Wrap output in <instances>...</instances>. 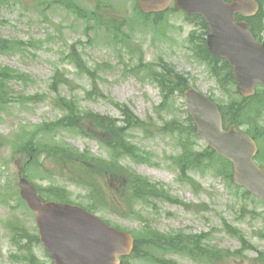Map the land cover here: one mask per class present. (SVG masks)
Instances as JSON below:
<instances>
[{
	"label": "rangeland",
	"instance_id": "rangeland-1",
	"mask_svg": "<svg viewBox=\"0 0 264 264\" xmlns=\"http://www.w3.org/2000/svg\"><path fill=\"white\" fill-rule=\"evenodd\" d=\"M136 5L0 0V264L52 263L40 242L20 250L21 236L39 233L34 213L18 198L22 174L44 191L61 188L67 201L139 236L141 249L130 264H264V203L221 175L219 161L205 159L208 167L181 175L175 163L181 146L161 128L172 116L185 119L184 100L173 97L172 110L158 109L162 95L150 70L167 65L223 105L238 106L243 97L235 84L220 88L194 57L188 36L200 32L195 23L173 10L143 17ZM7 70L20 77H4ZM250 98L239 120L259 135L264 153V94ZM123 106L140 122L125 129L132 155L118 156L107 142L126 124ZM96 114L117 127L97 125ZM206 145L192 141L200 152ZM127 169L167 185L182 204L135 198L117 175ZM151 236L173 240L149 242ZM218 251L225 255L213 258Z\"/></svg>",
	"mask_w": 264,
	"mask_h": 264
},
{
	"label": "water",
	"instance_id": "water-1",
	"mask_svg": "<svg viewBox=\"0 0 264 264\" xmlns=\"http://www.w3.org/2000/svg\"><path fill=\"white\" fill-rule=\"evenodd\" d=\"M144 13L167 9L172 0H139ZM175 6L190 14H201L208 22V48L226 58L233 66L239 91L244 96L264 86V42L253 36L245 21L235 15H255L260 6L256 0H175ZM189 111L197 124L198 134L218 153L233 163L234 182L264 201V167L254 156L255 140L236 125L223 126L218 105L194 88L184 92ZM21 194L36 213L40 241L54 264H121L120 256L130 254L135 239L130 232L109 225L82 206L54 200H43L27 179L20 181Z\"/></svg>",
	"mask_w": 264,
	"mask_h": 264
},
{
	"label": "trees",
	"instance_id": "trees-1",
	"mask_svg": "<svg viewBox=\"0 0 264 264\" xmlns=\"http://www.w3.org/2000/svg\"><path fill=\"white\" fill-rule=\"evenodd\" d=\"M258 1L261 4L260 12L257 14L256 17L249 20V22L252 26L253 31H255L256 33H261L264 30V12H263L264 0H258ZM190 18L192 21H196L197 26L200 28V32L196 33V31H193L190 34V39H189L193 49L195 50V56L208 66L210 74L217 80V83L220 88L224 89L231 83L236 84L235 77L233 75L232 67L230 66V64L225 59L216 57L207 50V46H206L207 23L205 22V20L200 16H194ZM115 26L116 25H114V27ZM3 47L4 48L6 47L4 43H3ZM81 59L82 58L78 55L77 64L80 68H83L82 67L83 61ZM162 68L163 70L160 71L157 69H151L150 76L153 77L158 82V86L160 87L164 96L163 102L164 104L167 103L169 109L172 110L173 101H174L173 97H177L176 95L178 94L179 95L183 94V92L189 86V80L185 76L175 72L167 65H163ZM11 72L14 73L17 78L20 77L19 75H17L16 72H13L12 70H7V73L4 77L12 76L13 74ZM95 88H96V84H95ZM1 90L2 88L0 89V91ZM261 92L262 94H264V90L259 87L258 92L256 93L258 95L253 96L252 99L256 98V96L258 98L259 93ZM0 99L3 102V97L1 95H0ZM250 99H251L250 97L249 98L243 97V101L240 102L238 106L233 104L228 106L219 103L221 111L223 113L225 127H229L233 123H236L238 126H241L242 122L239 119L244 117L245 113H242V111L246 107L247 102H249L248 100ZM122 112L125 115V123H126L125 126L123 127H119V126L117 127L116 123L113 122L112 119L107 116L96 114L95 115L96 118H94V122L99 126H104V127L110 126L112 128L117 127L116 129H113V131L116 132L114 136V142H112L111 140L108 141L107 143L116 149L118 156L119 153L122 152H125L128 155H132L131 153L132 145L124 139L125 129L127 127L135 126L136 122L137 123L140 122V120L136 116H134L126 106L122 107ZM183 112L186 113L185 119L181 118L182 120H179L176 117V115L172 116V118L164 122L165 124L163 128H161V130L164 131L165 133L172 134L178 140V144L181 146L182 153L181 155L176 157V161H175V163L179 167H181L183 171L181 172V175H183V173L187 174V171L189 169H200L201 165H203L204 167H208L209 166L208 163L207 162L204 163L205 159H208L210 160V162L214 160L213 164L219 161L220 168L218 169V172L221 175L229 179H232L233 170H232V164L229 160L218 155L214 150H212L208 146H205L204 152H200L194 149V147L192 146V141L194 138L195 139L198 138L196 135V127L195 124L193 123L191 116L188 113V110L184 108ZM63 122L64 120H62V123ZM66 125L70 126V122L66 123ZM246 131L252 134L256 138V140L259 141L258 134L254 133L251 130L250 131L246 130ZM259 144H260V152L258 158L264 162V153L262 150L263 149L262 144L261 143ZM29 145L31 146V143ZM81 157L84 158L85 156L82 154ZM133 157H138V155L133 154ZM117 175L125 178L123 182V188H125V186H128L131 189V192L135 198L154 196L155 198L165 201H170L172 203H182L171 195L170 190L168 189L169 187L165 184H161L159 182H151L147 177L142 176L136 172L129 171V169L123 171L122 173H117ZM188 182L193 184L194 180L191 178ZM37 188L39 190L41 197L44 199H56L59 201H67L64 194L65 191H63L61 188L51 187L48 190H45L47 192L42 190V187L40 186H38ZM18 198L24 203V201L21 199L20 196H18ZM20 230L22 234L26 232V230L23 229ZM16 231H18V228ZM136 237H137V242H136L135 250L132 256H130L129 258H124L123 264H130L131 259L140 252L141 239L139 236ZM20 238L23 239L21 240V243L20 240L17 239L15 240L16 245L17 244L19 245L20 243L21 247H23L22 249H20L21 248L19 247L20 245L19 246L17 245L20 250H25V249L29 250L28 247L29 245H31L34 242L36 243L39 242L38 235L36 234H32L29 236H21ZM151 239H153L154 241L162 242L164 244H171L172 242L170 243V240H173V237L164 238L162 240L160 236H153V237L151 236L149 242H151ZM22 241L24 242V244H22ZM179 241L181 240H178L177 242ZM182 242L184 243V241ZM192 242H193L192 240H189L187 244H190ZM224 255H225L224 252L218 251L213 255V258L222 257ZM165 264H170V262L167 261Z\"/></svg>",
	"mask_w": 264,
	"mask_h": 264
},
{
	"label": "flooded vegetation",
	"instance_id": "flooded-vegetation-1",
	"mask_svg": "<svg viewBox=\"0 0 264 264\" xmlns=\"http://www.w3.org/2000/svg\"><path fill=\"white\" fill-rule=\"evenodd\" d=\"M262 37H264V35H262ZM263 39V38H262Z\"/></svg>",
	"mask_w": 264,
	"mask_h": 264
}]
</instances>
